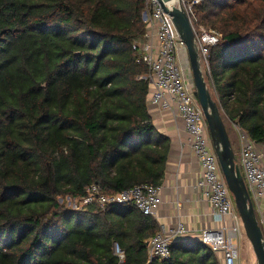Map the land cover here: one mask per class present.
Returning a JSON list of instances; mask_svg holds the SVG:
<instances>
[{
    "label": "trees",
    "instance_id": "obj_1",
    "mask_svg": "<svg viewBox=\"0 0 264 264\" xmlns=\"http://www.w3.org/2000/svg\"><path fill=\"white\" fill-rule=\"evenodd\" d=\"M146 1L0 0V264H221L195 241L150 258L161 228L134 206L65 203L91 185L112 195L163 184L170 142L133 49ZM194 9L222 35L206 80L224 121L263 144L264 0Z\"/></svg>",
    "mask_w": 264,
    "mask_h": 264
},
{
    "label": "built area",
    "instance_id": "obj_2",
    "mask_svg": "<svg viewBox=\"0 0 264 264\" xmlns=\"http://www.w3.org/2000/svg\"><path fill=\"white\" fill-rule=\"evenodd\" d=\"M204 1L192 0L189 4L183 1V7L197 39L201 62L210 71L209 51L220 44L222 35L212 29L194 26L193 10ZM146 3L143 20L147 30L133 49L139 55L137 62L147 68V73L140 79L149 84V105L182 119L191 149L202 169L196 188L210 205L213 219L220 227L200 232V243L210 248L221 264H241L240 244L245 236L243 224L224 178L195 88L187 83L184 76L180 52H187V49L160 3L157 0H147ZM233 126L238 131L241 143L237 165L243 174L264 237V143L257 144L239 126ZM66 201L73 204L76 210L97 207L105 211L112 205H131L153 218L161 206L160 187L149 184L112 195L103 193L98 185H91L82 199L67 198ZM187 233L188 229L182 222L175 228L163 227L148 244L150 258L169 259L171 243ZM115 253L124 261V252L118 245L115 246Z\"/></svg>",
    "mask_w": 264,
    "mask_h": 264
},
{
    "label": "crops",
    "instance_id": "obj_3",
    "mask_svg": "<svg viewBox=\"0 0 264 264\" xmlns=\"http://www.w3.org/2000/svg\"><path fill=\"white\" fill-rule=\"evenodd\" d=\"M149 110L156 130L170 142L165 178L160 187L161 206L154 219L161 229L175 228L182 222L188 233L177 240L200 242V232L220 227L213 219L210 205L196 188L202 169L191 149L182 119L157 108ZM232 129L240 150L238 131L233 125Z\"/></svg>",
    "mask_w": 264,
    "mask_h": 264
},
{
    "label": "water",
    "instance_id": "obj_4",
    "mask_svg": "<svg viewBox=\"0 0 264 264\" xmlns=\"http://www.w3.org/2000/svg\"><path fill=\"white\" fill-rule=\"evenodd\" d=\"M178 32V35L187 49L193 83L198 101L204 111L213 146L218 157L224 178L234 204L240 215L247 240L249 241L257 264H264V237L254 210L246 183L237 165V157L221 114L218 103L214 100L203 72L202 62L197 45V39L190 22V18L183 7V0L177 4L165 7L162 0H157Z\"/></svg>",
    "mask_w": 264,
    "mask_h": 264
},
{
    "label": "rangeland",
    "instance_id": "obj_5",
    "mask_svg": "<svg viewBox=\"0 0 264 264\" xmlns=\"http://www.w3.org/2000/svg\"><path fill=\"white\" fill-rule=\"evenodd\" d=\"M184 2L189 4V3L192 2V0H184ZM193 11L194 12H193V15H192V21H193L194 26H196V27L202 26V27H205L207 29H211V28L205 26L204 24H202L201 21H200L199 16H197V14L195 12L196 10L194 9ZM212 30H215V29H212ZM180 63H181V66H182V69H183V72H184V76L186 78L187 83L194 88L193 76H192L190 62H189V59H188L187 52H185V51H181L180 52ZM202 69H203V72L207 76L210 74V71H209V69L207 68L206 65L202 64ZM213 92H214V90H213ZM213 97L216 98L215 92L213 94ZM224 122H225V125L227 127L228 133L230 135L231 142L233 143L232 145H234L233 148H234L235 154L237 155V157H239L240 150L237 149V143H236V140H235V133H234V131L232 129V125H231V123L228 121V119L226 117H225V121ZM232 197H233V195H232ZM233 200H234V197H233ZM62 202L63 201H61V203ZM65 203H66V205L68 207H71V208L74 209L75 206L73 204H70L68 201H65ZM243 230H244V228H243ZM244 234H245V231H244ZM240 252H241V264H257L255 255L253 253V250L251 248V245H250L249 241L247 240L246 235L241 240Z\"/></svg>",
    "mask_w": 264,
    "mask_h": 264
},
{
    "label": "bare ground",
    "instance_id": "obj_6",
    "mask_svg": "<svg viewBox=\"0 0 264 264\" xmlns=\"http://www.w3.org/2000/svg\"><path fill=\"white\" fill-rule=\"evenodd\" d=\"M177 2L178 0H162L163 5L167 8L176 5Z\"/></svg>",
    "mask_w": 264,
    "mask_h": 264
}]
</instances>
